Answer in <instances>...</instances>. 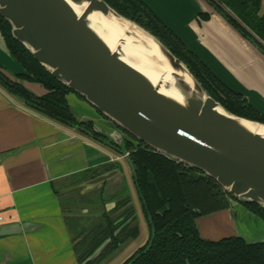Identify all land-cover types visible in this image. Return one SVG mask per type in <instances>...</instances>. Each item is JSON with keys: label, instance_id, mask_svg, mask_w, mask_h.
Here are the masks:
<instances>
[{"label": "water", "instance_id": "obj_1", "mask_svg": "<svg viewBox=\"0 0 264 264\" xmlns=\"http://www.w3.org/2000/svg\"><path fill=\"white\" fill-rule=\"evenodd\" d=\"M94 15L113 23L151 57H161L171 70V88L163 92L159 82L124 59L122 45L127 40L111 48L93 27ZM0 16L10 25L13 39L53 79L106 120L145 147L202 172L237 200L264 210V135L255 130L264 124L227 112L149 33L102 0H0ZM93 132L122 145L119 133L103 123H93ZM115 174L107 172L87 184H101ZM109 242L104 241L82 264L96 259Z\"/></svg>", "mask_w": 264, "mask_h": 264}, {"label": "crops", "instance_id": "obj_2", "mask_svg": "<svg viewBox=\"0 0 264 264\" xmlns=\"http://www.w3.org/2000/svg\"><path fill=\"white\" fill-rule=\"evenodd\" d=\"M167 1L186 35L213 59L220 79L264 115V56L246 45L215 12L199 23L198 13L207 10L201 0ZM260 14L264 15V0ZM217 29L223 36L218 37ZM228 41L236 44L239 53ZM0 65L12 75L23 73L1 35ZM22 84L36 97L45 94L37 84ZM66 101L77 123H102L95 109L76 95L69 94ZM118 160L126 162L132 181L127 156L93 140L81 127L39 115L0 88V264H82L75 247L78 235L92 229L103 211L114 210L112 187L125 186L124 173L115 164ZM94 169L104 171L96 177L110 171L116 174L91 186L88 175ZM95 200L102 202L101 213L92 212ZM197 225L204 238L264 239V221L236 202L228 210L198 219Z\"/></svg>", "mask_w": 264, "mask_h": 264}, {"label": "trees", "instance_id": "obj_3", "mask_svg": "<svg viewBox=\"0 0 264 264\" xmlns=\"http://www.w3.org/2000/svg\"><path fill=\"white\" fill-rule=\"evenodd\" d=\"M102 1L157 38L187 67L206 93L227 112L264 124V115L248 104L241 95L216 79L142 1ZM201 1L213 8L243 39L258 46L264 54L261 0ZM210 16L208 12L199 13L197 21L204 23ZM0 35L8 52L23 70L21 74L12 75L0 65V88L7 95L19 99L26 108L51 121L83 128L93 140L120 156L128 153L133 186L141 204L149 237L147 243L122 264H264V242L248 243L238 236L224 237L217 241L205 240L197 225L198 219L228 210L232 201L264 221V210L260 206L237 200L202 172L145 147L122 130L135 145L124 140L118 146L93 132L92 122L77 123L66 97L74 94L85 100L53 79L33 59L30 52L13 39L10 25L1 16ZM22 82L41 86L45 94L34 96ZM96 113L102 116L98 111ZM102 172L94 169L90 171L88 179H94ZM111 192V200L117 201L114 210L103 211L97 225L84 235H78L77 246H80L75 247L79 263H83L104 241L110 239L100 255L87 263L100 264L105 251L116 253L129 241H134L139 234L135 211L125 189H118V185H115ZM222 192L228 196L226 199L221 195Z\"/></svg>", "mask_w": 264, "mask_h": 264}, {"label": "rangeland", "instance_id": "obj_4", "mask_svg": "<svg viewBox=\"0 0 264 264\" xmlns=\"http://www.w3.org/2000/svg\"><path fill=\"white\" fill-rule=\"evenodd\" d=\"M201 2L203 3V1H201ZM166 3H168L167 0H147V4L148 5L145 4V3L144 4L147 5L148 8L162 21V23L164 25H166L182 41V43L185 45V47L192 54H194V56L197 58V60L200 61V63L203 64L213 74V76L216 79H218L221 83H223L227 88L230 89V87L227 86V84H225L220 79L219 75L222 76L221 75V71L218 70L215 67V63H214L213 59L209 55H207V52L205 50H203L201 47H199L197 45V43L193 39H191V37L189 38L188 34L186 35L185 30H184L185 28L182 27L181 21H179V19H177L175 17V15H173V13L171 12V10L169 9V7H168V5ZM206 6H207V10L199 12V13L208 12L209 14H211V12L212 13L215 12L213 8L208 6V4H206ZM157 13H158V15L160 17L157 15ZM215 13L218 14L217 12H215ZM221 18L223 19V21H225V19L223 17H221ZM132 23H134V22H132ZM134 25H137V24L134 23ZM227 25L231 29H233L228 23H227ZM144 31H146V30H144ZM146 32L149 33L148 31H146ZM235 33L245 42L246 45H249V46L253 47L260 55L264 56L263 52L261 51V49L258 46L252 44L251 42H249V41H247L245 39H243L239 35V33L237 31H235ZM150 35L153 36L152 34H150ZM217 35H218V37L223 36V34L218 29H217ZM155 39H157V38H155ZM184 39L187 42H185ZM227 43L230 45L231 48L235 49L236 53L237 52L239 53L238 49L236 48L237 46H235L236 44L231 43L229 41ZM230 90H232V89H230ZM94 115H97L99 117V115L96 112H95ZM99 118L101 119L102 123H104V125H106L108 128H110V129H112L114 131H117V133H119L120 137L122 138V141L127 140V141H130L131 143L134 144V142H132V140L129 138V136L126 135L125 133H123L121 130H119L117 128V126H115L113 123H111L110 121L102 118V116L99 117ZM122 155L127 156V160H128V153H123ZM125 163L126 162L124 160H118L115 164L117 166H119L121 168V170L123 171V173H124V183H125L124 189L126 188L127 191L126 190L125 191L128 194V196L130 197V200H131V202H132V204L134 206L135 213H136L137 218H138L137 222H138L139 234H138L137 238L134 241H129L127 244L123 245V247L120 248L116 253L112 252L111 250L105 251L104 257L101 259L102 262L101 261H100L101 263L99 262L100 264H122L135 251H137L140 247H143L147 243V240H148V237H149L148 227H147L146 221H145L144 216H143V212H142V209H141L140 201L138 199V196H137L135 188H134V186L132 184V181L130 180V176H129V173H128L127 168L125 166L126 165ZM221 195L225 199L228 197L223 192H222ZM113 202L116 205L117 201L114 200ZM115 205H114V208H115ZM91 208H92V212L93 213H95V214L101 213V211H102V202H97L95 200L93 202V206ZM98 221H99V219L98 220H94V223L92 224V226L97 225L99 223ZM207 233H211V232L208 230ZM207 236H209V235H207ZM221 238H224V236H220L219 237L218 235H216V237H210V238L208 237V238H204V239L205 240H210V241H217V240H219ZM76 241H77V243L79 242L78 240H76ZM248 243H254V242H248ZM79 246H77V247H79ZM95 264H98V263L96 262Z\"/></svg>", "mask_w": 264, "mask_h": 264}, {"label": "bare ground", "instance_id": "obj_5", "mask_svg": "<svg viewBox=\"0 0 264 264\" xmlns=\"http://www.w3.org/2000/svg\"><path fill=\"white\" fill-rule=\"evenodd\" d=\"M93 27L105 38L107 43L111 48L119 46L120 40H127L125 35L121 33L117 28L113 26V23L107 21L100 15H94L90 18ZM125 30L134 32L135 28L126 27ZM127 31V32H128ZM135 33L146 41H151L146 38L142 33L135 30ZM127 45H122V52L127 59L135 68L147 75L154 83H160L161 89L165 92L166 88H171L172 77L171 70L168 65L163 61V59L151 57L145 50L139 48V46L134 45L131 40H127ZM257 132L264 135V127H256Z\"/></svg>", "mask_w": 264, "mask_h": 264}]
</instances>
